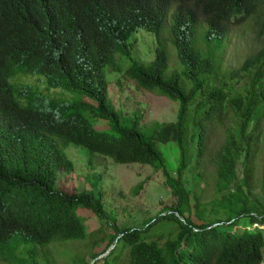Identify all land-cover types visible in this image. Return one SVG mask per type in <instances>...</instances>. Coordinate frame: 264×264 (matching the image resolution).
Returning a JSON list of instances; mask_svg holds the SVG:
<instances>
[{
	"label": "trees",
	"instance_id": "trees-1",
	"mask_svg": "<svg viewBox=\"0 0 264 264\" xmlns=\"http://www.w3.org/2000/svg\"><path fill=\"white\" fill-rule=\"evenodd\" d=\"M252 16L264 35V0H0V261L49 264L47 246L88 238L79 207L105 217L102 191L55 186L61 167L72 171L66 147L76 144L116 163L163 168L176 199L140 225L109 224L107 244L118 239L127 249L123 264H260L264 234L251 226L264 222V206L257 198L251 203L250 171L264 122V43L230 71L232 79L246 77L232 88L207 79L216 72L215 49L204 52L193 42L199 26L210 45ZM169 19L182 69L168 75ZM139 28L158 44L145 66L132 58L129 43ZM118 55L132 58L124 73L140 87L179 102L175 121L144 127L138 113L127 117L114 108L107 69L122 70ZM20 74L45 76L48 88L65 97L44 96V104L13 84ZM93 120H107L109 128L99 130ZM220 126L225 141L211 151V131ZM164 145L176 152L174 160ZM193 164L198 181L209 182L207 165L215 172L210 210L187 187ZM261 188L264 194V162ZM240 224L243 231L234 229ZM72 264L89 262L81 256Z\"/></svg>",
	"mask_w": 264,
	"mask_h": 264
},
{
	"label": "rangeland",
	"instance_id": "rangeland-1",
	"mask_svg": "<svg viewBox=\"0 0 264 264\" xmlns=\"http://www.w3.org/2000/svg\"><path fill=\"white\" fill-rule=\"evenodd\" d=\"M170 20L163 32L165 44L170 58V65L167 71L169 75L173 70H181L182 65L178 59L177 50L172 44L170 37ZM204 28L197 27L193 42L203 51L215 49L218 60L215 73L207 76L213 84L215 81L237 88L244 83L246 77L239 80L230 77V71L239 68L244 59L257 51L264 43V35L260 33V28L254 16L248 18L240 24L230 25V31L226 38L214 41L210 45L203 40ZM132 48V58L145 66L156 56L157 40L155 34L144 28H139L129 40ZM121 56V55H120ZM122 70L113 71L107 69L109 80L108 94L114 108L120 110L124 116L140 115V125L147 127L157 122L175 121L178 115L179 102L169 99L157 90L151 91L140 87L135 80L129 78L124 71L132 64V58L120 57ZM13 84L18 89L28 87L31 93L42 98L44 104L47 101L44 96L54 95L56 100L64 98L60 91H56L49 86L45 76L39 74H20L12 79ZM85 100V99H84ZM93 101V100H91ZM24 103V101L22 100ZM94 125L99 130L109 128L107 120H93ZM231 125V123H230ZM262 137L259 149L255 155L250 171L252 184L251 203L259 200V208L264 206V194L262 192V168L264 162V122L262 123ZM209 146L211 151H216L225 141V130L219 129L211 131ZM166 149V157L174 160L176 152L172 151L169 145L163 146ZM66 154L73 162L72 171L61 167L58 171L55 186L66 193L81 191H91L93 188L102 191L106 215L99 218L94 211L84 207L78 208L86 223L88 238L79 241H67L64 243L47 246L50 249L49 259H53L49 264H72L73 259L85 257L89 264H123L127 249L122 247V242L115 240L108 243V234L114 229L110 227L115 223L118 228L140 225L150 217L157 216L161 211L169 209L176 202L166 185V175L164 169H155L151 165L141 163H116L110 156L93 153L88 148L70 144L66 147ZM205 177H210L209 182L198 181L197 168L193 164L185 172V181L190 192L200 196L201 202L207 204L210 210V202L215 198L214 184L215 172L210 173L211 166L207 165ZM244 167L240 164L237 168L238 174L244 175ZM208 214V212H207ZM224 217V215L222 214ZM110 224V225H109ZM253 229L261 230L264 234V222L255 223ZM251 227L249 229H251ZM234 229L243 231L242 224ZM107 236V237H106ZM97 240V244H93ZM93 246V247H92ZM42 250L41 247H38ZM92 252H95L92 254ZM18 257H25L18 251ZM44 259L41 263L44 264ZM0 264H5L0 261ZM260 264H264V259Z\"/></svg>",
	"mask_w": 264,
	"mask_h": 264
},
{
	"label": "clouds",
	"instance_id": "clouds-1",
	"mask_svg": "<svg viewBox=\"0 0 264 264\" xmlns=\"http://www.w3.org/2000/svg\"><path fill=\"white\" fill-rule=\"evenodd\" d=\"M169 20H170V19H169ZM170 22H171V20H170ZM167 25H168V23H167ZM167 25H166V27H167ZM165 29H166V28H165ZM165 29H164V30H165Z\"/></svg>",
	"mask_w": 264,
	"mask_h": 264
}]
</instances>
